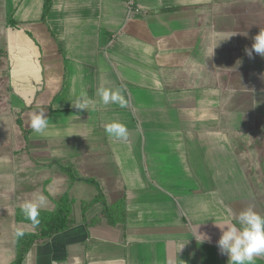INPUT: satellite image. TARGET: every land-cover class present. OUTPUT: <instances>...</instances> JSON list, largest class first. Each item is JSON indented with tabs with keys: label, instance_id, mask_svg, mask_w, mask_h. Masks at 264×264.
<instances>
[{
	"label": "crops",
	"instance_id": "crops-1",
	"mask_svg": "<svg viewBox=\"0 0 264 264\" xmlns=\"http://www.w3.org/2000/svg\"><path fill=\"white\" fill-rule=\"evenodd\" d=\"M42 9L0 0V264L34 231L15 210L36 192L47 210L67 194L71 225L21 264H227L214 223L248 206L264 216V57L245 53L264 0H51L44 21ZM100 87L127 106L103 105ZM113 121L126 140L106 134ZM99 191L124 198L122 222L102 202L82 211Z\"/></svg>",
	"mask_w": 264,
	"mask_h": 264
},
{
	"label": "clouds",
	"instance_id": "clouds-1",
	"mask_svg": "<svg viewBox=\"0 0 264 264\" xmlns=\"http://www.w3.org/2000/svg\"><path fill=\"white\" fill-rule=\"evenodd\" d=\"M245 53L249 58L253 56V53L264 57V30H260L253 37L251 48H245ZM239 63L237 61V64ZM97 95L103 105L117 104L121 108L127 106L120 89L100 87L97 89ZM92 103H94L92 100H84L82 103L77 102L74 106L77 109H85L86 105ZM45 113L42 109L33 112L30 127L34 132L43 133L48 127L49 120ZM105 132L117 141L126 140L128 136L126 125L118 121L106 124ZM33 197L32 200H27L21 205V210L34 226H38L40 210L46 204L47 197L40 192L34 193ZM214 225L221 232L216 245L219 253L227 256V264H253L255 257L264 255V216L257 213L252 206L239 212H231L230 218H226L222 223H214ZM197 226L196 234L201 237V243H203L209 238L198 234Z\"/></svg>",
	"mask_w": 264,
	"mask_h": 264
},
{
	"label": "trees",
	"instance_id": "trees-1",
	"mask_svg": "<svg viewBox=\"0 0 264 264\" xmlns=\"http://www.w3.org/2000/svg\"><path fill=\"white\" fill-rule=\"evenodd\" d=\"M51 0H43V9L41 14V20L44 21L45 17L50 10ZM13 23V20L11 21ZM1 52V51H0ZM18 122L20 120L18 119ZM102 202V213L104 214L107 222L111 225H115L118 222L124 220V198L120 197L111 203L105 201V197L101 191L91 200L82 202V211H85L89 206L94 203ZM71 205L68 201L67 195H61L55 203V207L52 210L41 209L40 210V223L38 226H34L30 220H28L21 208L15 210V219L18 221L29 222L34 226V231H17L15 240V257L8 264H21L24 254L33 245L48 241L54 235L61 233L68 229L71 225ZM22 233V235H18Z\"/></svg>",
	"mask_w": 264,
	"mask_h": 264
},
{
	"label": "rangeland",
	"instance_id": "rangeland-1",
	"mask_svg": "<svg viewBox=\"0 0 264 264\" xmlns=\"http://www.w3.org/2000/svg\"><path fill=\"white\" fill-rule=\"evenodd\" d=\"M3 71H4V65H3V61H2V59H1V56H0V96H2L3 95V88H4V83H5V77H4V73H3ZM0 108H1V106H2V100H3V97L1 98L0 97ZM105 194H106V196H109V201H110V199L112 198V194H110V189H105ZM63 195H67V194H62V196ZM55 207V206H54ZM10 242V241H9Z\"/></svg>",
	"mask_w": 264,
	"mask_h": 264
},
{
	"label": "built area",
	"instance_id": "built-area-1",
	"mask_svg": "<svg viewBox=\"0 0 264 264\" xmlns=\"http://www.w3.org/2000/svg\"><path fill=\"white\" fill-rule=\"evenodd\" d=\"M135 1L136 0H126V3H127L129 8H133L135 5Z\"/></svg>",
	"mask_w": 264,
	"mask_h": 264
}]
</instances>
